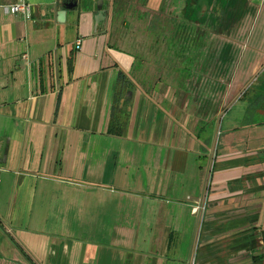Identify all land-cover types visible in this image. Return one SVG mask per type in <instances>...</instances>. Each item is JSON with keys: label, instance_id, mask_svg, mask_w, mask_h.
Returning <instances> with one entry per match:
<instances>
[{"label": "crops", "instance_id": "1", "mask_svg": "<svg viewBox=\"0 0 264 264\" xmlns=\"http://www.w3.org/2000/svg\"><path fill=\"white\" fill-rule=\"evenodd\" d=\"M27 1L0 0V264H264V0ZM110 10L165 43L148 66Z\"/></svg>", "mask_w": 264, "mask_h": 264}, {"label": "rangeland", "instance_id": "2", "mask_svg": "<svg viewBox=\"0 0 264 264\" xmlns=\"http://www.w3.org/2000/svg\"><path fill=\"white\" fill-rule=\"evenodd\" d=\"M138 12L141 14L142 12H144V10H140ZM106 13L107 11L102 12V17L104 19H106ZM112 13H113L112 10H110L109 14H110V20L112 22V26L110 30L113 31V35L115 36L116 39V45L124 50L136 51L140 53L143 57H145L144 61L148 66V62H149L148 59L152 55V52L155 51L154 49L159 48L163 50L165 43L163 44L159 43V45H155L149 33L148 27L144 25L143 22L138 23V19H136V13H137L136 11L129 10V11H124V13L123 11H120L119 15L114 16V18ZM144 18L147 19V17L145 16ZM214 26L203 25V27L208 31L213 30ZM221 123H225V122H222V119H220V121L218 122L217 128L215 129L214 138L212 139L211 149L209 151L208 157L207 159L204 157V159L202 160V163L203 164L208 163L210 168L214 163L215 154L218 152V149L222 143ZM160 204L162 206L167 207L166 204L169 203L162 201V203Z\"/></svg>", "mask_w": 264, "mask_h": 264}, {"label": "built area", "instance_id": "3", "mask_svg": "<svg viewBox=\"0 0 264 264\" xmlns=\"http://www.w3.org/2000/svg\"><path fill=\"white\" fill-rule=\"evenodd\" d=\"M5 13L11 15H20L25 20H30L31 8L27 0H16L13 5L3 7ZM80 43H76V48H79ZM25 58V56L23 57ZM205 206L202 203H195L191 208V213L196 216L199 221L204 212ZM201 220V219H200ZM201 224V223H200Z\"/></svg>", "mask_w": 264, "mask_h": 264}, {"label": "water", "instance_id": "4", "mask_svg": "<svg viewBox=\"0 0 264 264\" xmlns=\"http://www.w3.org/2000/svg\"><path fill=\"white\" fill-rule=\"evenodd\" d=\"M102 2H103L102 0H98L96 3V10L98 11L99 16H102V12H103ZM58 15L64 16L65 13L64 11H60Z\"/></svg>", "mask_w": 264, "mask_h": 264}, {"label": "trees", "instance_id": "5", "mask_svg": "<svg viewBox=\"0 0 264 264\" xmlns=\"http://www.w3.org/2000/svg\"><path fill=\"white\" fill-rule=\"evenodd\" d=\"M215 28H217L216 25L214 26V29ZM72 62H73V54H71L70 57H69V61H68L69 69H71Z\"/></svg>", "mask_w": 264, "mask_h": 264}]
</instances>
